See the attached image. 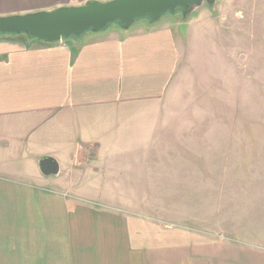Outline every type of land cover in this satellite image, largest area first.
Wrapping results in <instances>:
<instances>
[{
  "label": "crops",
  "instance_id": "1",
  "mask_svg": "<svg viewBox=\"0 0 264 264\" xmlns=\"http://www.w3.org/2000/svg\"><path fill=\"white\" fill-rule=\"evenodd\" d=\"M86 1L0 0V15ZM182 23L63 42L0 35V264H264L263 252L239 262L214 233L185 226L175 239L137 214V183L154 181L150 153L167 134ZM44 156L58 174L41 172Z\"/></svg>",
  "mask_w": 264,
  "mask_h": 264
},
{
  "label": "rangeland",
  "instance_id": "2",
  "mask_svg": "<svg viewBox=\"0 0 264 264\" xmlns=\"http://www.w3.org/2000/svg\"><path fill=\"white\" fill-rule=\"evenodd\" d=\"M164 18L183 22L181 44L161 108L166 138L150 153L154 181L137 183V214L175 239L185 226L214 233L240 262L264 253V0Z\"/></svg>",
  "mask_w": 264,
  "mask_h": 264
},
{
  "label": "water",
  "instance_id": "3",
  "mask_svg": "<svg viewBox=\"0 0 264 264\" xmlns=\"http://www.w3.org/2000/svg\"><path fill=\"white\" fill-rule=\"evenodd\" d=\"M205 2L212 5L216 0H89L51 11L0 15V35H26L44 42H58L100 32L112 25L129 29L138 19L156 22L166 13L181 12L186 18ZM39 168L45 175L60 172L59 162L52 156H44Z\"/></svg>",
  "mask_w": 264,
  "mask_h": 264
},
{
  "label": "trees",
  "instance_id": "4",
  "mask_svg": "<svg viewBox=\"0 0 264 264\" xmlns=\"http://www.w3.org/2000/svg\"><path fill=\"white\" fill-rule=\"evenodd\" d=\"M147 20H149V19H147ZM150 21V20H149ZM151 22V21H150ZM152 23H155V22H152ZM24 36H26V35H24ZM75 39H77V38H75Z\"/></svg>",
  "mask_w": 264,
  "mask_h": 264
},
{
  "label": "built area",
  "instance_id": "5",
  "mask_svg": "<svg viewBox=\"0 0 264 264\" xmlns=\"http://www.w3.org/2000/svg\"><path fill=\"white\" fill-rule=\"evenodd\" d=\"M64 40H61V42H63Z\"/></svg>",
  "mask_w": 264,
  "mask_h": 264
}]
</instances>
